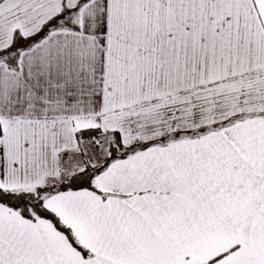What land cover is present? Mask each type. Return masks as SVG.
Instances as JSON below:
<instances>
[{
  "label": "snow or ice",
  "instance_id": "snow-or-ice-1",
  "mask_svg": "<svg viewBox=\"0 0 264 264\" xmlns=\"http://www.w3.org/2000/svg\"><path fill=\"white\" fill-rule=\"evenodd\" d=\"M0 264H264V0H0Z\"/></svg>",
  "mask_w": 264,
  "mask_h": 264
}]
</instances>
